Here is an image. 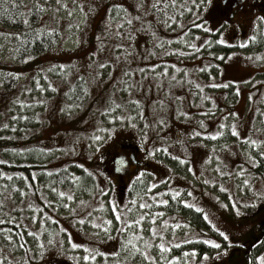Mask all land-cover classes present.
<instances>
[{
	"label": "rangeland",
	"instance_id": "1",
	"mask_svg": "<svg viewBox=\"0 0 264 264\" xmlns=\"http://www.w3.org/2000/svg\"><path fill=\"white\" fill-rule=\"evenodd\" d=\"M218 2L195 0L193 6V0H176L174 8L169 0L155 6V0H33L32 6L43 5L38 24L60 34L57 49L36 56L18 57L22 48L13 27L0 23V172H5V160L25 159L26 150L36 146L48 151L50 157L41 164L48 170L75 166L92 173L87 172L92 176L89 187L82 186L80 174L76 175L80 184L73 180L70 187H59L73 195L72 200L43 188L30 169L13 186L0 176V188L2 183L7 186L0 192L6 205L3 218L14 220L27 237L21 251L2 246L6 263L122 264L123 258L137 256L136 260L144 259L142 264H160L156 258L161 257L162 264H260L264 170L256 169L260 160L264 164V157L258 156L264 151V37L259 35L264 30L260 24L250 28L247 35L256 36L249 49L232 44L229 53H221L224 47L219 41H233V33L239 31L216 30ZM114 7L124 15L112 17ZM29 16L24 17L29 25H37V19ZM206 17L213 19L210 26ZM81 80L88 95L83 102L74 101L71 109L69 89ZM22 105L36 110L37 127L31 126L21 137L13 133L18 127L14 117L22 116ZM113 105L126 109L105 112ZM217 132L222 135L216 136ZM95 136L102 139L94 140ZM8 138L15 149L13 158L4 153L2 140ZM125 139L140 148L141 162L130 161L125 170L119 155L114 164L108 163L110 158L101 160ZM250 156L258 162L252 163ZM139 185L143 190L136 189ZM174 191L180 192L176 199ZM58 198L68 206L60 209ZM159 199L169 203L158 204ZM181 199L208 217L203 215L206 224L195 233L206 250L198 253L193 243V255L189 251L185 255L190 248L182 239L185 234L198 238L184 230L188 211L195 208L179 203ZM140 216H144L142 228L127 224ZM128 226L136 235L131 237L128 231L127 241L132 243L120 261L113 253L121 251V236ZM164 228L168 233L158 235ZM32 232L37 235H29ZM209 239L220 247L207 244ZM144 252L155 260H148ZM85 255L95 259L85 260ZM124 264L140 263L124 260Z\"/></svg>",
	"mask_w": 264,
	"mask_h": 264
},
{
	"label": "trees",
	"instance_id": "2",
	"mask_svg": "<svg viewBox=\"0 0 264 264\" xmlns=\"http://www.w3.org/2000/svg\"><path fill=\"white\" fill-rule=\"evenodd\" d=\"M30 1L31 0H0V23L8 24V25H11L13 27V29L16 33L15 39L17 40V45L19 47L21 45V48H22V49L18 48V50H17L19 52L21 51V54H19L18 57H22V56H25L28 54L31 56H36L37 54L43 53V51L45 52V50H47V49H54V48L57 49L58 46L60 45L59 44L60 43V34L58 33L57 30L47 29V28H44L38 24V21L40 19V13H38L39 10H37V6L35 4L32 6L33 0L31 2ZM29 13L32 14V17L37 19V25L32 24L31 22L29 25V21L27 24L24 23V17L26 15L29 16ZM110 13H111L112 17H117L118 14H120V15L122 14V11L120 9L114 7V8H112ZM123 15H124V13L119 17H122ZM206 18H207L206 21L212 23V21H213V19H211L212 17H206ZM116 19H118V18H116ZM216 30L221 31V29H217V28H216ZM211 33L212 34L216 33V31L211 32ZM218 34H219V32L216 34V36H218ZM219 47H224V49L222 51H220ZM219 47H217V49H215V50L220 51L221 53L229 52L228 46H226V45L222 46L221 45ZM223 61L224 60L219 59L220 63H222ZM217 68H219V66L215 67V70ZM255 75H259V73H256ZM261 75H263V74H261ZM215 92H219V91H215ZM86 95H88V93H87L85 84L82 82V80L73 84V86H71L69 89V94L67 95V99H68L69 103L74 105V106H71V109H74L76 106L74 101H76L77 103L83 102ZM115 108L113 105V108L111 110L112 111H123L126 109V108H123L122 106L117 108L116 110H114ZM20 109L21 110L19 111V113H22V116L18 115L16 117H14L17 120L18 127L14 130V131H16V134L14 132L13 135L22 137V136L27 134L26 132L29 131L31 126H33L34 128L37 127L36 121H35L37 119V116L35 114L36 110L34 108H27L26 106L22 105L20 107ZM33 122H34L35 126L32 125ZM6 135H9V134H6ZM9 139L10 138H8L7 140H5V139L2 140V141H4L3 143H5L4 146L6 147L4 153L6 155H9L11 158H13L14 157L13 156L14 147L12 144H10L11 141ZM12 139H14V138H12ZM8 141H9V143H8ZM219 141L221 142L222 140H219ZM114 146H117V147L114 148ZM121 147H122V149L126 148L127 152L129 150H132V153L134 154V158H135V160H134V158L129 155V159L132 163H134V161H137L138 163L141 162V160L139 159L140 148H138V146L136 144H134V142H132V141L128 142V140H126V139L116 142V144H114L112 146V149L106 153V157L101 158V160L103 161V160H106L107 158H110L113 155V153H115ZM113 148H114V150H113ZM25 157H26L25 158L26 160L24 159V156H22V158L17 160V162L12 161V159H10V161H8V163H5V166L3 167L4 170L2 168V171L3 172L5 171L4 173H9V171L13 172V175L10 176L11 179H9L7 175L5 176L7 182L11 184L10 186L15 185V182L18 178H21V180H22L27 176L25 169L26 170L30 169V171H34V173H36L35 179H36L37 183L39 181L43 188L50 190V192L54 193L55 196L58 195V194L56 195V193H58L59 187H70L71 186V184L73 182V180L71 179V176H73V175L76 176V175L80 174V176L82 177V179H81V183L83 184L82 186L85 185L86 187H89L90 185H92V180H91L92 176L88 175L89 172L87 171L88 172L87 173V172L82 171V170H77L74 166L75 164H73L74 168L67 166V167L60 169L59 172H56L54 170L51 171V170L46 169L45 166H41L42 162L46 161L45 158L50 157L48 151L38 149L36 146H32L30 148V150L29 149L26 150ZM138 163H137V166H138ZM263 167H264V164L260 160V166L256 170L257 171L264 170ZM138 168H139V166L137 167V169ZM18 171H20V172H18ZM136 173L137 172H135L134 175ZM89 174H92V173H89ZM36 175L38 176V180H37ZM117 178H118V180L121 181L119 175H117ZM143 178H141L142 181H144ZM73 183H76V182L74 181ZM2 184L4 186L6 185L4 183H2ZM119 184H121V183L119 182ZM53 188L56 191H52ZM136 189L143 190L140 185L137 186ZM45 191L47 192V190H45ZM58 200L60 202V209H62V206H63V204H65V201L60 200L59 198H58ZM59 202L56 200L54 203L59 207ZM135 208L136 207L134 206L130 210V212L132 214L135 213ZM197 212L198 211H196V209H193V212H191L189 210L188 211V218L189 219H187L184 223L186 225V228H184V230L189 231L190 233L193 232L194 236H195L194 238L198 237L197 240H193L189 236H187V234H185V236H184L185 238H183L182 240L185 241L188 244V247L190 248L186 252H184L185 255L188 251L191 253V255H193V253H192L193 252V243L197 244L194 248L196 249V251L198 253L206 250L205 245L203 243L204 240L202 238H200L199 236H196L198 231H200L201 228H204L203 224H206V221L203 219V214H199ZM0 220H5V218H3V214H0ZM115 220H117V219H115ZM260 223H262V222H260ZM263 223H264V221H263ZM258 226H261V224H258ZM0 228L7 229L9 234L13 235V237H14L12 241H8L4 235H2V237L0 238V264H8V263H6L3 254L1 255L2 246H9L11 248H14L17 251H21L22 248L24 247V241L27 240V237H26V234L24 231L25 229L16 226L10 220H7V222L0 224ZM130 228H131V226H128L125 233H123L121 236L122 237L121 244H120L121 245V251L119 252V250H118L116 252V253L119 252L118 255H113V257H115L118 260H120V258L123 257L120 254L122 253V251L124 249H126L125 247H122V246L127 243L128 231L130 232L131 237H134V235H136L130 230ZM167 233H168V228H164V231H162V234L164 235ZM159 238H158V240H159ZM171 246L174 249L175 245L171 244ZM164 249H168V248H164ZM180 249H182V248H180ZM173 255H176V254H173ZM166 256H169V255H166ZM137 258H138L137 256H130V258H123L122 264H124V260L127 263H130L131 261H137L138 263L142 264V261L144 259L136 260ZM176 258H177V262H180L179 257H176ZM156 260H158L160 262V264H162L160 258L159 259L156 258ZM165 260L168 263V261H169L168 257H165ZM249 261L250 260H248V263H249ZM7 262H9V259H7ZM163 262H165V261L163 260ZM210 264H212V263H210Z\"/></svg>",
	"mask_w": 264,
	"mask_h": 264
},
{
	"label": "flooded vegetation",
	"instance_id": "3",
	"mask_svg": "<svg viewBox=\"0 0 264 264\" xmlns=\"http://www.w3.org/2000/svg\"><path fill=\"white\" fill-rule=\"evenodd\" d=\"M216 11L220 15V18L216 20L217 29H228L232 27L235 32L239 31V34L233 33V41H230L232 44L239 42L243 44V46H250L254 43L253 39L256 36L253 32L252 34H249V32L247 35L250 28L255 30L258 24H260L264 30V0H219L216 5ZM246 35V40L242 41L244 39L243 37ZM259 35L264 37V32H260ZM259 35L257 37H259ZM115 147L117 146H114V148ZM117 155L125 160L126 168L128 169L130 164H132L129 155L134 158L132 150L127 152L126 148L122 149L121 147L113 153L110 157L112 160L110 162L108 161V163H116L115 157H117ZM105 162H107V159Z\"/></svg>",
	"mask_w": 264,
	"mask_h": 264
},
{
	"label": "snow or ice",
	"instance_id": "4",
	"mask_svg": "<svg viewBox=\"0 0 264 264\" xmlns=\"http://www.w3.org/2000/svg\"><path fill=\"white\" fill-rule=\"evenodd\" d=\"M201 2H203V0H201ZM159 3H160V0H155V4H154V6H155L156 4H159ZM169 3L171 4L172 7H174V8L176 7V0H169ZM193 6H196V5H195V0H193ZM167 7H168V5L165 4V5H164V10H165V11L167 10ZM41 8H43V5L37 4V10H39V9H41ZM169 18H170V19H174V17H169ZM24 23H26V24L28 23L27 18L24 19ZM211 30H212V29H209V31H211ZM169 43H170V42H169ZM219 43L224 44V43H227V41L224 40V39H221V40L219 41ZM37 86L39 87V85H37ZM18 103H21V102L18 101ZM41 103H42V102H41ZM137 103H138V101H137ZM69 107H71V105H70ZM116 107L119 108V107H121V105H116ZM109 111H111V109H105V112H109ZM109 119H115V116H109ZM120 119L123 120V119H125V117H124V116H121ZM128 119H131V117H128ZM5 127H7V125H5ZM232 131H233L234 133L236 132V130H235L234 127H233ZM237 134H238V133H237ZM215 135H216V136H221L222 133H221V132H217V133H215ZM93 139L99 141V140H101L102 138H101L100 136H95V137H93ZM244 139H247V138H244ZM249 143H250L251 145H253V146H256V145H257V141H255V140H251V141H249ZM97 147H99V145H97ZM258 156H259V157H264V151H259V152H258ZM250 160H251L252 163H257V162H258V161H257V157H252V156H250ZM4 163H8V161H4ZM181 163H183V161H181ZM80 168L83 169L84 166H83V165H80ZM55 171H56V172H59L60 169H55ZM6 175H7V173H2V172H0V176H6ZM139 175H140V176H143L144 173H140ZM8 178L11 179L10 176H9ZM71 179L74 180L77 184H80V178H79V177L73 175V176H71ZM247 182H248V181H245V183H247ZM151 187H152V188H155L156 185H155V184H152ZM6 189H7V186H4V188H0V192H2V191H6ZM53 191H56V190L53 189ZM90 191H91V190H90ZM21 194H23V193H21ZM58 195H59L60 197H67V199H69V200L74 199V196H73V195H71V194H69V193H66V192H64V191H59V192H58ZM179 196H180V192H179V191H174V192H173V195H172V199H176V198H178ZM45 203H50V202H49V201H45ZM81 203H83V202H81ZM156 203H158V204H168V203H169V200L159 199V200L156 201ZM179 203L185 205L186 207L195 208L196 211H198V212H202V213H203V210H202V209H198V208H196V205H195V204H191V205H189L187 200H183V199H181V200H179ZM5 206H6V205H5L4 200H3V199H0V214L3 213V210H4V207H5ZM64 206L67 207L68 205L65 204ZM144 206L147 207V205H144ZM29 207H31V205H30ZM237 212H239V209H237ZM44 215L47 216V213H44ZM160 215H163V213H160ZM203 215H204V218H205V219L208 218L206 213H203ZM8 219H10V217H6L5 220H0V224L7 222ZM116 219H120L119 215H117ZM143 219H144V216H140L138 220H136V221H131V220H129L127 223H128L129 225H137V226H139L140 228H142L143 226H142V224H140V221H142ZM13 223H15L14 220H13ZM108 223L111 224V221H108ZM179 226H180V225L177 224V227H179ZM151 231L155 232L156 230H155V228H153V229H151ZM217 231H219V229H217ZM0 233H2V234L6 237V239H7L8 241H12L13 238H14L13 235L9 234V232H8L7 229L0 228ZM160 234H162V233H158V235H160ZM221 234L224 235L223 233H221ZM29 235H31V236H35V235H37V233L32 232V233H29ZM224 238H225V239H228L226 235H224ZM131 243H132V241L129 240V241H127V243L124 244L122 247H125V248H126L127 245H128V244H131ZM145 243L147 244V242H145ZM206 243L209 244V245H212V246H214V247H216V248H219V247H220V245H219L215 240H212V239L207 240ZM147 246L150 247V245H147ZM71 247L76 248V247H78V245H76V244H72ZM159 247H160L161 249H164V248H165V245H164V244H160ZM40 250H41V252L44 251L43 243L40 244ZM138 251H139L138 248H137V249H134L132 254L135 255L136 252H138ZM193 251H194V250H193ZM113 255H118V253H113ZM142 255H144L148 260H155V257H152V256L148 255L147 252L142 253ZM205 255H206V254H205ZM83 259H85V260H89V259H95V257L85 255V256L83 257ZM161 259H163V257H161ZM173 259H177V258L174 257ZM257 259L260 261V264H264V256L257 257Z\"/></svg>",
	"mask_w": 264,
	"mask_h": 264
}]
</instances>
